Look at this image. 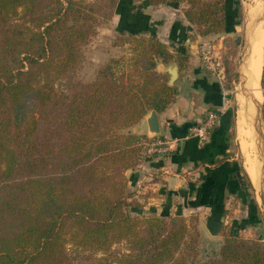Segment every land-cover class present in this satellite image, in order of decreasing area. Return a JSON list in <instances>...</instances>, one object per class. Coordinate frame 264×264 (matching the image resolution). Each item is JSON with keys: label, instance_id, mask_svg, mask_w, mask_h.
I'll list each match as a JSON object with an SVG mask.
<instances>
[{"label": "trees", "instance_id": "obj_1", "mask_svg": "<svg viewBox=\"0 0 264 264\" xmlns=\"http://www.w3.org/2000/svg\"><path fill=\"white\" fill-rule=\"evenodd\" d=\"M164 1L182 2L198 35L226 28L223 0H147ZM116 3L0 0V264H264L263 236L238 230L198 259L194 227L180 215L141 214L126 190L143 137L124 128L173 100L157 60L181 66L187 55L119 32L129 55L89 81L73 77L81 47ZM259 84L264 97V70Z\"/></svg>", "mask_w": 264, "mask_h": 264}, {"label": "crops", "instance_id": "obj_2", "mask_svg": "<svg viewBox=\"0 0 264 264\" xmlns=\"http://www.w3.org/2000/svg\"><path fill=\"white\" fill-rule=\"evenodd\" d=\"M243 2L223 0L226 28L216 34L195 33L182 13V2L164 1L152 6L147 0H117L110 19L114 33L150 34L164 43L170 52L181 51L187 55L183 65L178 66L176 63L177 77L171 85L174 87L172 102L156 112L159 134L148 136L146 132L144 135L135 133L143 139L169 141L173 148L164 154L139 157L132 167L125 170L124 175L126 188L132 189L133 197L147 201L145 206H141L140 213L145 209L159 216L195 214L198 219V240L214 251L218 250L226 231L244 232L246 228L250 230L264 223V211L259 206V201L262 203L261 190L254 191L262 188L261 174L256 168V182L253 183L244 160L241 161L243 155L237 128L239 104L236 106L235 102V109L229 107V99L222 84L211 71L204 69L197 53L203 44L209 43L208 39H214L212 36H231L237 32L240 25L239 7H242ZM252 2L246 11L250 24L244 29L246 35L242 56L236 69L239 78L238 102L241 94L250 92L245 71L252 40L255 43L253 36L264 32V19H261L258 28L250 35L251 26L261 16L258 14L262 9L260 6L257 10L261 0ZM262 57L259 82L264 70V39ZM259 91L261 95L260 86ZM209 110L218 113V121L206 139L199 140L188 135L189 128L197 125ZM141 119L128 127L127 131L132 133L131 129L142 130L140 127L135 128ZM247 124L251 130L250 123ZM145 128L143 130L146 131ZM250 189H253L254 195H248ZM241 206L245 208L242 213Z\"/></svg>", "mask_w": 264, "mask_h": 264}, {"label": "rangeland", "instance_id": "obj_3", "mask_svg": "<svg viewBox=\"0 0 264 264\" xmlns=\"http://www.w3.org/2000/svg\"><path fill=\"white\" fill-rule=\"evenodd\" d=\"M205 1H210V0H205ZM243 1L244 2L242 7H239L240 25L238 26L237 32L231 36L229 35L228 36L222 35V37L212 36L214 37V39H208L210 45L213 47L210 50V55L212 58H214L212 62L213 69L211 72L215 75V77L220 72L219 74L222 76L221 77L222 88L228 96L229 99L228 105L232 109H235V107L239 104L237 99V94H238L237 87L239 83V78L237 77L236 69L238 64L237 62L241 59L242 56L241 50L245 38L244 35H246V30L244 29L248 28V23H249L247 20L246 11L247 8L253 3L252 0H243ZM262 3L263 6H262L260 19H264V15H263L264 0H262ZM111 16L107 20H101L98 23L95 34L90 38V40L85 45L81 47L80 52L82 54V60L81 63L74 70L73 77L81 81H89L94 77L96 69L99 66H101L103 63L107 62L110 58H118L119 56L122 55H126V56L129 55V45H127V43H124L123 45L117 44L119 42L118 40L119 35L117 33H114L111 29V23H110ZM197 53L201 63L203 64L200 55V49H198ZM168 62H175V61L169 60ZM216 62H218V65L215 64ZM206 70L208 71V69ZM261 93H262V89H261ZM235 102H236V106H235ZM263 102H264V97H262L261 102L257 103V108H256L257 110L251 119V127L254 133V141H255L253 157L255 159L256 168L258 172H260L261 174V185H262V188H256L254 189V191L258 190L259 192L261 190L260 192L262 194V203L261 201H259L260 202L259 206L262 211H264V120L262 118V108H261V104ZM238 107L239 105L237 106V108ZM236 113H237V109H236ZM257 117H259L258 120ZM127 129L128 127L124 128V131H126ZM133 131L134 130L131 129L132 134H135V132ZM146 141H148V139H141L140 150L138 152L137 160L139 159V157L143 156L141 154V151L144 148L143 142ZM243 160L244 157L242 156L241 161ZM126 190L129 191V193L132 192L131 188H126ZM248 195L250 196L254 195L253 189H250V193H248ZM131 198H134L137 202H139V205L141 206H145L147 203V201L142 198H138L137 200V198L133 197V192L131 193ZM142 211L144 213L142 212L141 214H147V215L153 214V213H149L145 209H142ZM242 211H245V208L241 206V213ZM129 212L132 214L135 211L129 208ZM180 216L184 218L189 228L194 227L195 230L197 231L198 259L213 257L217 252V250L214 251L213 249H210L209 247H207L198 240L199 232L197 225L198 224L197 216L193 213L187 216H183V215ZM239 235H241L243 238L246 239H256L260 236H263V240H264V223L262 222L261 224L256 225L255 228H251L250 230L246 228L244 232L240 231ZM66 247L69 249L68 251H71L70 243L67 244ZM118 247H121V249L123 250L122 245L116 246L115 248Z\"/></svg>", "mask_w": 264, "mask_h": 264}, {"label": "bare ground", "instance_id": "obj_4", "mask_svg": "<svg viewBox=\"0 0 264 264\" xmlns=\"http://www.w3.org/2000/svg\"><path fill=\"white\" fill-rule=\"evenodd\" d=\"M262 4L263 3L261 0V2H259L258 4L257 10L260 9V6L261 7L263 6ZM254 10L256 11L255 8ZM248 11H249V14L252 13L250 12L251 11L250 8L248 9ZM255 11H253V13H255ZM259 15H261V13L258 14V16ZM259 21L261 22V19L260 17H257L255 22L251 26L250 34H253L254 30L258 28ZM255 34H258V33H255ZM253 37L255 39V43H254V40H252L251 53H250V56L247 58L248 64L246 66V71H245L247 85L249 86V90L248 89L247 90L250 92L248 94L246 93L247 95L241 94V98L239 101L240 102L239 103L240 113L238 114V118H237V128H238L239 140L241 144V150H242V154L244 157V165L254 183L256 182L255 175L257 172L255 159L253 157L255 141H254V133L252 129L250 130L248 128L249 126L247 125L249 124H247V122L250 123L251 125V119L257 110L256 109L257 103L261 102V99H262V96L260 95V91H259V76L261 72V64H262V58H263L262 57V46H263L264 32L262 35L260 34V35H256ZM258 119L259 117H257V120Z\"/></svg>", "mask_w": 264, "mask_h": 264}, {"label": "built area", "instance_id": "obj_5", "mask_svg": "<svg viewBox=\"0 0 264 264\" xmlns=\"http://www.w3.org/2000/svg\"><path fill=\"white\" fill-rule=\"evenodd\" d=\"M211 48L213 47L209 43H205L199 48L203 66L209 71H212L213 69L212 62L214 60V58H212L210 55ZM215 64L218 65V62ZM219 73L216 75V79L219 83H222V76ZM217 121L218 113L216 111L209 110L205 113L203 119L197 125L189 128L188 135L197 137L199 140H204L206 139L208 133L214 128V126H216ZM143 143L144 148L141 151L143 156L141 157H150L153 155L164 154L173 148L171 142L157 138H150L148 141Z\"/></svg>", "mask_w": 264, "mask_h": 264}, {"label": "water", "instance_id": "obj_6", "mask_svg": "<svg viewBox=\"0 0 264 264\" xmlns=\"http://www.w3.org/2000/svg\"><path fill=\"white\" fill-rule=\"evenodd\" d=\"M154 70L157 71L158 73H165L167 77V84L172 85L173 81L177 77V65L175 62H166L165 64H162V60L158 59ZM146 127V131L143 130V127ZM142 128L140 131L134 130L138 135H144L145 132L147 133L148 136H156L159 134V125H158V118H157V113L155 110H150L148 115L141 119L140 122L135 126ZM133 130V129H132Z\"/></svg>", "mask_w": 264, "mask_h": 264}]
</instances>
